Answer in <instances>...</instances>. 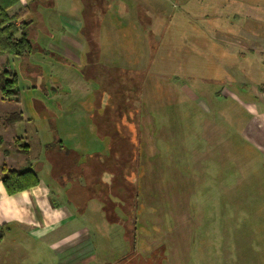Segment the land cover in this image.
Returning a JSON list of instances; mask_svg holds the SVG:
<instances>
[{
  "label": "rangeland",
  "instance_id": "obj_1",
  "mask_svg": "<svg viewBox=\"0 0 264 264\" xmlns=\"http://www.w3.org/2000/svg\"><path fill=\"white\" fill-rule=\"evenodd\" d=\"M25 1L31 4L26 15L32 26L26 33L34 50L24 58L0 56V73L15 72L21 92L16 103L0 90V131L10 128V138L0 147L19 149L16 131L34 140L38 135L45 143L61 139L67 149L78 150L82 162L102 157L120 166L117 155L108 157L112 137L98 134L95 122L109 109L118 139L129 133L133 147L143 140L139 164L133 159L138 171L129 176L121 166L116 171L136 185L139 181L141 205L136 246L122 247L119 236L102 243L113 253V263L126 264L116 263L117 258L135 251L129 256L135 257L132 264H264V173L247 136L251 115L246 107L247 101H257L264 61L241 36L264 25V18L242 4L257 2L262 8L264 0H96L91 7L100 9L102 53L95 60L100 66L91 68L86 61L62 66L41 51L58 37L54 30L43 34L46 10L54 6L57 17L59 10L76 12L72 5L83 17V0H70L68 6L60 0L51 6L52 0ZM232 1L240 5L235 15ZM85 33L91 36L92 29ZM57 66L86 86L69 92L68 106L67 92L52 100V87H71L70 79L56 74ZM14 113L23 114L18 126L8 121ZM34 140L29 144L36 148ZM128 159L122 156L123 163ZM42 163L49 165L45 156ZM114 173L104 170L101 183ZM47 179L55 191H78L68 178L66 186L50 175ZM71 196L65 192L61 199L74 204ZM99 200L88 203L94 229L100 228L93 220Z\"/></svg>",
  "mask_w": 264,
  "mask_h": 264
},
{
  "label": "crops",
  "instance_id": "obj_2",
  "mask_svg": "<svg viewBox=\"0 0 264 264\" xmlns=\"http://www.w3.org/2000/svg\"><path fill=\"white\" fill-rule=\"evenodd\" d=\"M60 1H64L67 6L70 2V0ZM87 1H82L84 3H82L83 17L77 13L81 9L72 5L69 7H72L71 9L76 12L59 10L57 11V17H55L56 12L51 11V8L54 7L52 6L46 10L49 16L46 17L45 24L41 25V28H43V34L48 33L51 35L50 31L54 30L58 36L56 41L49 40L47 42L46 50L66 59L68 64L81 65L83 61H86L87 68H91L93 64L100 66L99 62L95 60L99 59L102 53V40L99 31L101 29V21H99L100 9H92L91 7V3L95 7L97 4L96 0ZM54 2L55 0H52L48 4L51 6ZM98 2L106 4V0H98ZM28 3V1L20 0L9 11V14L14 15L22 11L24 7L31 5H28ZM236 4L235 1H232L229 5L232 9L229 10L234 15L236 13L233 11L238 10L240 6L237 5L235 7ZM242 7L246 11L264 18V6L262 8L259 7L257 2H245ZM107 8H110V12L114 10L110 5ZM51 15L54 17H51ZM15 23L18 28L25 27L29 29L32 26V21L27 19L26 14ZM263 28L264 25H255L250 31H243L241 36L249 39V42L252 43L250 48L254 51L252 53L257 54L264 61ZM91 29L92 34L88 36L85 30L89 31ZM80 35L85 36V39H80ZM56 63L65 67L68 65L58 61ZM56 74H59L62 80L70 79L71 87L67 89L59 85L52 87L55 93L52 96V100H59L61 92H67L68 95H66L67 99L64 104L68 106L70 101L68 99L69 92L82 91L85 84L80 77L78 79L75 75L68 74L66 70H60L58 66ZM255 93L254 97L257 101L246 102L247 113L251 115L249 116V133L247 136L254 144V156H256L258 163L261 164V169L264 173V83L256 88ZM63 101L65 102V100ZM95 122L98 123V119H95ZM19 123H15V126H18ZM2 129H4V126H0V130ZM9 129L5 128V132L0 131V141L10 138ZM13 132L15 140L23 138V142L29 146V152H21L16 147L14 150L2 149L1 147L6 145V143H3L0 147V264H114L111 260L113 253L109 252L108 246L102 243L103 241L105 243H114L116 236H119L117 239L118 244L120 243L122 247L124 244L129 243L130 238L127 234L129 217L123 214L119 222L112 223L103 211V202L99 200L100 205L96 208L97 212L95 211V215L93 214V218H95L93 220L100 228L94 229L89 222L92 218L88 204L90 203V198L84 200L76 194L75 206L70 204L71 202L61 199L65 196L67 190L55 191L49 183L47 175L51 176V163L49 165H43L42 163V159L45 156L44 145L47 143L41 141L38 135H35L34 140L28 136V133L17 134L16 131ZM30 139L34 140L33 144H37L36 148L29 144ZM71 151L78 153V150L72 149ZM33 152L35 154L34 159H27ZM24 159L25 163L20 164V160ZM4 167H7L6 171L3 169ZM30 170L37 174L39 183L30 184L29 180L32 181L33 178L25 180L16 177L8 180L7 183L4 182V178L9 176L8 172L10 171L19 174ZM79 182L81 184L85 183L83 179H80ZM9 188H19V190L10 192ZM78 203L81 205L85 204V207H79ZM106 219L109 221H106ZM116 226L125 228L126 231L120 228L116 229ZM99 248L104 252L101 253ZM119 251H122L123 254V250ZM128 254V251H125L122 257L117 258L116 263L124 260V262H127L126 264H132L135 257L124 259Z\"/></svg>",
  "mask_w": 264,
  "mask_h": 264
},
{
  "label": "trees",
  "instance_id": "obj_3",
  "mask_svg": "<svg viewBox=\"0 0 264 264\" xmlns=\"http://www.w3.org/2000/svg\"><path fill=\"white\" fill-rule=\"evenodd\" d=\"M20 0H0V56H17L24 58L28 54L31 55L34 47L26 33V28H18L16 21L23 18V15L29 10V6H26L22 11L10 15L9 11L19 3ZM86 2H88L86 0ZM44 55H48L52 60L60 62L64 65L68 64V61L61 58L56 53L49 50L41 49ZM70 65V63L68 64ZM18 75L15 72L8 71L4 69L0 73V90L4 98L8 100H16V103H21V92L18 88ZM108 109L105 113V117L98 118V123L100 126V134L107 133L112 137L110 155L108 157L118 156V161L120 159V166L128 172V176L132 171H138V165L133 160L135 156L138 158L137 163L139 164V159L141 153L137 151V148L143 143L142 138L138 140V145L133 147L129 137V129L124 126L121 127L123 132H126V138L118 139L117 130L115 127V120L110 119L111 114ZM23 114H12L9 123H15L23 121ZM104 123V124H103ZM23 139H18L19 151L28 153L29 146L22 145ZM142 142V143H141ZM45 157L51 163V176L58 180L62 186H66V178L71 181L74 186L78 188L71 191L72 189H67V194L72 195L70 198L76 206V194L84 200L93 198L95 196L100 198L103 202V211L107 217H109L112 223L119 222L121 216H119V211L121 210L123 214L128 216L129 226L127 229L128 237L130 238V243L136 246L138 240L137 227H138V213L140 209V195L141 186L139 181L137 185L127 178V175H123L121 172H116L118 167H120L115 160H107L105 163L104 158L99 157L97 161L91 164L90 161L82 162L81 157L78 153L73 152L66 148L61 139H55L53 142L44 145ZM137 153V154H136ZM136 154V155H135ZM122 156H129V159L123 163ZM136 167L135 168H133ZM5 171L7 167L3 168ZM133 169V170H132ZM104 170H109L115 172L111 181L108 183H101V176ZM8 177L4 178V182L7 183L8 180L16 177L18 179L29 180L30 184L39 183V178L37 174L33 171H23L21 173H16L14 171L8 172ZM83 179L84 184L79 181ZM100 185V189H98ZM10 192H16L19 188L10 189ZM71 202V201H69ZM79 204V203H78ZM79 207H85V204H79ZM120 209V210H119ZM128 224V223H127ZM158 250V249H157ZM135 251H131L128 255L124 257L126 259Z\"/></svg>",
  "mask_w": 264,
  "mask_h": 264
}]
</instances>
